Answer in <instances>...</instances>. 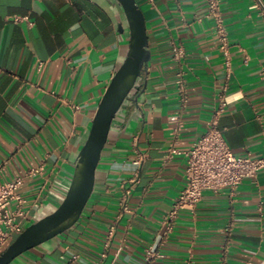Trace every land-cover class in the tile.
I'll return each mask as SVG.
<instances>
[{"label": "crops", "instance_id": "1", "mask_svg": "<svg viewBox=\"0 0 264 264\" xmlns=\"http://www.w3.org/2000/svg\"><path fill=\"white\" fill-rule=\"evenodd\" d=\"M136 2L149 61L112 121L92 194L73 226L9 264H143L149 244L165 254L153 264L264 262V168L234 194L205 190L193 210L179 211L169 233L162 223L186 183L184 151L217 110L231 152L264 157V18L250 0H218L227 63L205 0ZM128 39L116 0H0V182L21 178L25 226L64 197ZM176 45L184 50L180 64L172 54ZM178 66L186 78L185 104ZM134 148L145 160L129 211L120 212Z\"/></svg>", "mask_w": 264, "mask_h": 264}, {"label": "built area", "instance_id": "2", "mask_svg": "<svg viewBox=\"0 0 264 264\" xmlns=\"http://www.w3.org/2000/svg\"><path fill=\"white\" fill-rule=\"evenodd\" d=\"M207 5V17L211 19L219 49L222 51L226 62L229 61L228 37L223 24L218 0H205ZM252 6L264 18V3L262 0H250ZM19 19V18H15ZM173 58L180 64L184 56L182 46L173 47ZM180 66V65H179ZM175 71L176 85L180 95V101L185 104L186 78L184 71L179 67ZM228 75V74H227ZM217 110L211 121L209 128L201 134L191 146L184 151L185 166V186L179 191L171 209L164 216L162 223L164 232L172 230L173 223L180 210H193L202 198L205 190L219 192L227 189L230 194H234L239 184L244 178L254 177L257 172L264 168V157L252 159L248 156H235L226 143L221 130L218 127ZM135 156L131 161L132 172L121 184L119 197L120 212L129 211L127 199L133 185L139 182L140 168L145 160V155L136 148ZM41 170V167L31 168L27 175H34ZM21 185V178L13 181L0 182V254L6 246L20 234L25 226V212L21 205L24 203L18 189ZM112 233V228L109 235ZM108 247V240L103 243V252ZM143 264H153L156 260L165 257V254L157 249L153 244L147 245L143 250ZM264 264V262H263Z\"/></svg>", "mask_w": 264, "mask_h": 264}, {"label": "water", "instance_id": "3", "mask_svg": "<svg viewBox=\"0 0 264 264\" xmlns=\"http://www.w3.org/2000/svg\"><path fill=\"white\" fill-rule=\"evenodd\" d=\"M128 23V48L111 76L91 119L87 137L78 151L72 175L54 210L28 224L1 252L0 264H9L25 251L61 234L80 218L94 187L95 171L112 121L146 68L150 52L145 19L136 0H116Z\"/></svg>", "mask_w": 264, "mask_h": 264}]
</instances>
